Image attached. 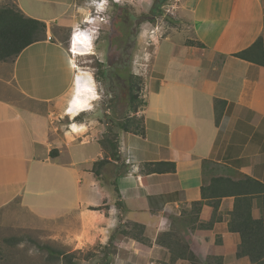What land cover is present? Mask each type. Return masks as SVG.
Masks as SVG:
<instances>
[{"label": "crops", "instance_id": "1", "mask_svg": "<svg viewBox=\"0 0 264 264\" xmlns=\"http://www.w3.org/2000/svg\"><path fill=\"white\" fill-rule=\"evenodd\" d=\"M78 1L16 0L25 14L47 24V39L26 47L13 62L0 61V209L18 201L21 208L36 213L98 216L104 220L101 244L109 241L117 212L120 222L143 224L151 239L152 244L145 245L124 238L135 264H151V259L169 264V251L155 243L159 233L168 231L180 234L202 262L217 256L223 264H254L248 256L237 257L241 236L228 228L234 196L221 199L222 219L212 228H191L188 219L192 202L202 199V186L213 177L245 174L264 183V64L235 56L259 37L264 51V0H183L193 36L179 40L175 31L155 43L143 90L145 104L137 113L145 132L118 134L120 159L102 170L113 166L114 174L127 171L117 179V199L125 212L115 205L109 182L97 180L92 170L105 155L100 143L104 136L92 109L95 100L80 111L88 120L74 118L68 128L53 120L73 118L67 109L81 67L78 58L85 56L72 52ZM56 27L71 29L68 46L57 39ZM89 133L97 137L82 140ZM156 162L174 163L175 170H168L169 165H159L167 170H153L157 167L149 165V171L147 163ZM48 186L58 187L51 193L62 202L43 209L33 201ZM69 190L72 195L67 197ZM101 201L114 212L89 209ZM212 213V206L204 204L200 221H209ZM252 215L261 217L256 200ZM174 264L191 263L179 259Z\"/></svg>", "mask_w": 264, "mask_h": 264}, {"label": "rangeland", "instance_id": "2", "mask_svg": "<svg viewBox=\"0 0 264 264\" xmlns=\"http://www.w3.org/2000/svg\"><path fill=\"white\" fill-rule=\"evenodd\" d=\"M160 1L106 0L105 3V0H79L80 3L75 6V14L79 15L78 28L95 32L94 36L90 32L93 55L78 59L81 68L92 74L98 93V99L93 102L92 109L97 115L96 127L102 131L100 136L108 135L115 140L117 135L123 132L120 124L127 122L134 114L129 106L128 86L122 85L124 78L131 73L139 77L142 83L140 95L144 99L143 90L151 75L150 61L156 47L155 43L175 31L179 40L193 36L188 15L182 11L183 0H167L158 9L156 6ZM103 2L105 7L98 10L97 4ZM88 17L93 20L87 21ZM104 18L106 24L102 21ZM54 30L57 39L68 46L71 29L56 27ZM97 35L98 38H95ZM85 116L86 114H83L81 117L82 121L88 120ZM72 119L74 118L70 116L61 120L53 118L54 124L61 123L62 128H68ZM88 135L89 137L85 136L82 140L97 137L93 133ZM103 175L104 182L113 179L115 176L113 166H109ZM52 186H48L47 192L33 202L43 209L48 206L47 204H60L62 197L51 193L54 190L58 192L59 189ZM71 195L72 192L69 190L67 197ZM105 199L108 201L107 197ZM64 204H67V200ZM106 204L107 202L101 201L99 206ZM100 210L106 215L114 212V209L109 210L106 207ZM54 213L44 211L36 213L21 208L18 201L0 209V264H67L63 258H52L50 252L43 248L48 245L66 253H73L74 264H98L105 260L106 253L111 264H135L133 253L127 244L128 240L124 239H132L129 236L118 235L113 246L102 248L106 245L99 243L102 241L100 237L103 236L100 234L103 231L100 227L103 225V218L94 215L83 218L80 212L76 211L67 215ZM117 215L116 212L114 228L120 229L127 221L120 222V215L119 217ZM47 216L48 218H44ZM151 260L155 264H167L157 259Z\"/></svg>", "mask_w": 264, "mask_h": 264}, {"label": "trees", "instance_id": "3", "mask_svg": "<svg viewBox=\"0 0 264 264\" xmlns=\"http://www.w3.org/2000/svg\"><path fill=\"white\" fill-rule=\"evenodd\" d=\"M167 0H161L157 4L159 9ZM154 10V9H153ZM47 39V24L37 18L28 16L17 5L16 0H6L0 2V61L13 62L17 56L29 45ZM189 42H193L190 40ZM199 45H203L198 42ZM235 56L248 61L264 64L263 39L259 37L249 48L235 53ZM128 100L131 111L134 113L128 118L127 122L121 123L120 127L125 132H133L144 134V120L138 116L140 108L144 106L145 101L141 97L142 83L139 77H135L132 73L128 77ZM222 102L221 100L216 101ZM83 113L74 117V121H81ZM221 118V112L217 110L216 121ZM129 122V123H128ZM101 146L105 150L103 159L95 161L93 172L97 180L104 182L102 170L105 165L111 163L112 160H119L118 142L112 140L108 135L101 141ZM54 154V150L51 152ZM111 158V159H110ZM155 165L157 168L153 170H167L160 168L159 165H169L168 170H175L174 163L156 162L147 163L146 166ZM127 171H119L115 173L113 179L109 180V188L112 190L116 198L115 205L122 212L126 211L123 202L118 198L119 189L117 179L120 174ZM225 196H234L235 202L233 210L230 212V220L228 228L232 232H238L241 236V242L236 248L237 257L248 256L254 264H264V183L245 174H239L237 178L217 176L213 177L209 184L202 186V199L192 202V213L188 221L192 223L191 228H212L215 222L222 219L218 215L221 199ZM257 201L261 209V217L255 219L252 215L254 201ZM204 204L212 206L213 213L211 219L207 222L200 221V213ZM105 206H91V210H100ZM196 226V227H195ZM118 235L129 236L132 239L145 244L151 245V239L145 235V226L140 223L127 221L124 225L117 227L110 235L109 243L102 246L103 249L114 245V241ZM155 243L165 247L170 253L169 264H174L179 259L188 260L191 264H223L222 257L209 256L205 262L192 251L190 245L185 239L174 231L161 232L157 236ZM217 243H221V238H217ZM50 252L51 257L64 259L67 264H74V254L66 253L59 249L43 246ZM108 253L105 260L98 264H111Z\"/></svg>", "mask_w": 264, "mask_h": 264}, {"label": "clouds", "instance_id": "4", "mask_svg": "<svg viewBox=\"0 0 264 264\" xmlns=\"http://www.w3.org/2000/svg\"><path fill=\"white\" fill-rule=\"evenodd\" d=\"M105 3L99 4L98 10H102L105 7ZM92 35L94 36L95 32H93ZM91 50H92V44L90 42L89 35L86 32L80 31L79 28H77L73 38L72 51L76 53H87L90 52ZM75 66H76L75 63H73V67ZM77 84H78V91L76 98L72 102V106L69 109H67V111L72 113L73 116L78 114L80 110L90 106L88 103L89 99H98L92 86L93 85L92 77L88 73H82L81 76L77 77ZM82 96L84 97V99H81ZM72 127L74 130L79 131V129L76 128L75 124H73Z\"/></svg>", "mask_w": 264, "mask_h": 264}, {"label": "bare ground", "instance_id": "5", "mask_svg": "<svg viewBox=\"0 0 264 264\" xmlns=\"http://www.w3.org/2000/svg\"><path fill=\"white\" fill-rule=\"evenodd\" d=\"M104 3V2H103ZM97 4V3H96ZM99 4H101V3H99ZM99 4H97V5H99ZM89 15V14H88ZM91 20H93V19H91V17H88L87 18V21H89V22H91ZM77 30V29H76ZM80 31H84V32H86L88 35H89V37H90V42H91V44H92V37L90 36V34H89V30L88 31H85V30H83V29H79ZM87 30V29H86ZM76 32V31H75ZM73 38H74V35H73ZM71 44H73V39H71ZM92 49H93V47H92ZM73 52V51H72ZM76 56H79V55H89V54H91L92 53V50L90 51V52H87V53H76V52H73ZM82 73H88L91 77H92V74L89 72V71H86V70H83L81 67H77V73H76V82H75V84H74V90H73V94H72V99H71V103H70V106H69V108L72 106V102L75 100V98H76V95H77V91H78V84H77V77H79V76H81V74ZM85 79H86V77H85ZM92 81H93V89H94V92L96 93V95H97V97H98V93L96 92V88H95V83H94V80H93V77H92ZM81 99H84V97L82 96L81 97ZM92 100H95V99H89L88 100V103L90 104V102L92 101ZM68 108V109H69ZM85 109V108H84ZM80 111H82V110H80ZM80 111L78 112V114H76L75 115V117L77 116V115H79L80 114ZM68 114L69 115H71V116H73V114L72 113H70V112H68ZM73 118H74V116H73ZM77 129H80V128H77ZM81 131V130H80Z\"/></svg>", "mask_w": 264, "mask_h": 264}, {"label": "flooded vegetation", "instance_id": "6", "mask_svg": "<svg viewBox=\"0 0 264 264\" xmlns=\"http://www.w3.org/2000/svg\"><path fill=\"white\" fill-rule=\"evenodd\" d=\"M128 77L129 75L127 76V78H124V81H122V85H124L125 87L128 86Z\"/></svg>", "mask_w": 264, "mask_h": 264}, {"label": "built area", "instance_id": "7", "mask_svg": "<svg viewBox=\"0 0 264 264\" xmlns=\"http://www.w3.org/2000/svg\"><path fill=\"white\" fill-rule=\"evenodd\" d=\"M74 34V33H73ZM151 264H155V263H151Z\"/></svg>", "mask_w": 264, "mask_h": 264}, {"label": "water", "instance_id": "8", "mask_svg": "<svg viewBox=\"0 0 264 264\" xmlns=\"http://www.w3.org/2000/svg\"><path fill=\"white\" fill-rule=\"evenodd\" d=\"M75 82H76V78H75Z\"/></svg>", "mask_w": 264, "mask_h": 264}]
</instances>
